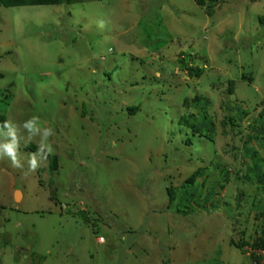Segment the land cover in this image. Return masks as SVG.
I'll return each mask as SVG.
<instances>
[{"label":"rangeland","instance_id":"obj_1","mask_svg":"<svg viewBox=\"0 0 264 264\" xmlns=\"http://www.w3.org/2000/svg\"><path fill=\"white\" fill-rule=\"evenodd\" d=\"M211 13L193 0L0 6V113L54 132L35 173L26 130L23 169L0 159V264H251L264 239V0Z\"/></svg>","mask_w":264,"mask_h":264},{"label":"clouds","instance_id":"obj_2","mask_svg":"<svg viewBox=\"0 0 264 264\" xmlns=\"http://www.w3.org/2000/svg\"><path fill=\"white\" fill-rule=\"evenodd\" d=\"M105 21L98 20L97 28L103 30L105 28ZM21 130H26L27 140H37L38 153L28 156V172L35 173L41 163L47 161L48 157L53 153V146L49 138L54 135V132L49 127H42L39 116H32L25 120L22 124L17 125L11 120H5L2 128H0V135L3 139L0 140V159L7 158L11 162V167L16 169H23L24 164L20 159V133Z\"/></svg>","mask_w":264,"mask_h":264},{"label":"trees","instance_id":"obj_3","mask_svg":"<svg viewBox=\"0 0 264 264\" xmlns=\"http://www.w3.org/2000/svg\"><path fill=\"white\" fill-rule=\"evenodd\" d=\"M81 0H0V6L4 7V8H13V7H26V6H55V5H60V4H72L73 2H80ZM197 6H199L200 8H202L205 12H207L209 15H212V7L214 5V3H216L218 0H193ZM259 21L261 23H264V17H261L259 18ZM189 58V57H188ZM180 59H183V58H180ZM180 63V62H179ZM182 66V70L183 69H186L187 73L192 75V74H195L197 77L200 75V70L201 68H197L196 69H192L189 64L186 62V60L184 62H181L180 63ZM233 91V82L230 81L229 82V92L232 93ZM200 101V98L199 97H195L194 100H187L185 99L183 101V105L184 106H187V107H190L193 103L195 102H199ZM204 108V107H203ZM138 110V108H129L127 109V111L129 113H135L136 111ZM230 118V117H229ZM186 121V119H184ZM228 121L230 122L231 124V120L228 119ZM5 122V117L2 113H0V128H2L3 124ZM228 122V123H229ZM225 122H223V127H225ZM200 137H203L204 134H201L202 132L201 131H198ZM208 136H206L207 138ZM262 145H264L262 143ZM261 145V146H262ZM51 161H52V166L51 165V169L54 170L55 169V165H56V157H52L51 158ZM257 169V168H256ZM198 173H193L187 180V184L188 183H191L193 182V179L197 176ZM246 179L250 180L251 178V174L249 175H246L245 176ZM258 182L259 185L263 186L264 188V171L262 172V174L260 176H258V179L256 180ZM184 187H187L186 185H184ZM167 195L169 196V199L170 200H173V196L174 194L172 193V191L170 190H167ZM184 195V193L182 194ZM184 199H181V201H183ZM243 243L240 244V246L242 245ZM252 248H264V239L263 240H259L257 242H255L253 245H252Z\"/></svg>","mask_w":264,"mask_h":264},{"label":"built area","instance_id":"obj_4","mask_svg":"<svg viewBox=\"0 0 264 264\" xmlns=\"http://www.w3.org/2000/svg\"><path fill=\"white\" fill-rule=\"evenodd\" d=\"M248 257L251 264H264V248H253Z\"/></svg>","mask_w":264,"mask_h":264},{"label":"water","instance_id":"obj_5","mask_svg":"<svg viewBox=\"0 0 264 264\" xmlns=\"http://www.w3.org/2000/svg\"><path fill=\"white\" fill-rule=\"evenodd\" d=\"M18 197H19V195H18V193H17L16 196H15L16 200H18Z\"/></svg>","mask_w":264,"mask_h":264}]
</instances>
